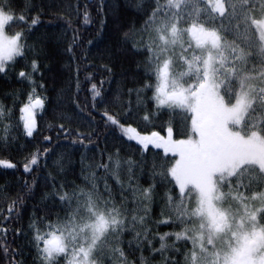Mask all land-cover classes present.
<instances>
[{"label": "snow or ice", "instance_id": "obj_1", "mask_svg": "<svg viewBox=\"0 0 264 264\" xmlns=\"http://www.w3.org/2000/svg\"><path fill=\"white\" fill-rule=\"evenodd\" d=\"M105 7L101 0L99 28L88 45L103 38L109 26ZM134 8L139 27L125 19L127 7H113L105 53L113 63L128 53L140 56L136 71L143 65L146 78L133 87L116 81L113 89L117 73L109 64L100 65L108 76L99 85L91 83L90 96L81 100L82 85L94 80V74L81 81L78 64L68 110L54 116L60 122L46 129H55L54 142L39 124L52 103L45 83L36 79L41 44L48 36L33 38V32L44 7L33 0L22 5L0 0V74L5 79L14 74L29 85L26 93L6 94L13 96L10 107L0 102V167L19 173L15 182L25 193L9 199L3 189L12 181L0 185V199L7 203L0 208L4 255L21 254L7 246L12 231L26 238L35 253L33 264H264V0H136ZM91 16L85 6L82 22L90 23ZM57 18L64 21L65 31L73 32L71 52L82 39L79 30L70 14ZM57 107H62L59 101ZM77 118L87 120L89 131L71 127ZM21 135L41 138L14 162L11 153L27 147L18 144ZM109 137L125 144L135 141L140 155L123 157L121 147L108 151ZM153 146L165 155L149 158ZM90 148L98 151L99 161L85 175L84 167H93L83 164ZM80 149L84 183L58 180L68 171L65 155ZM53 155L57 158L49 166ZM137 170L141 179L150 175L146 187L134 184ZM97 171L105 176L97 177ZM122 171L128 175L127 186ZM111 178L115 186L108 183ZM41 180L49 190L40 201L52 200L51 207L60 211L37 215L34 205L27 229L8 226L20 221ZM161 186V218L151 220ZM153 223L169 230L153 233ZM8 264L25 262L13 258Z\"/></svg>", "mask_w": 264, "mask_h": 264}, {"label": "trees", "instance_id": "obj_2", "mask_svg": "<svg viewBox=\"0 0 264 264\" xmlns=\"http://www.w3.org/2000/svg\"><path fill=\"white\" fill-rule=\"evenodd\" d=\"M23 0H16L17 5H22ZM33 2L37 6L44 7V15L41 16V23L36 27L35 32H33V38L39 36L41 33H47L48 38L44 40L41 44L43 47V52L39 56L40 60V72L36 73L37 81L43 80L46 85L47 91L46 95L51 98L52 103L48 105V111L39 118L40 130L43 135H52L53 141L55 142L57 137L55 136V129L52 132L46 131L49 123H59V120L54 119V116H57L60 111L68 110V105L70 103L73 92L75 91L76 84V76H77V65H80L79 78L81 81H85V76L88 73L94 74V80L85 81L82 85V90L79 93L81 100L86 95L90 94L87 92L91 83L100 84L102 77H107L108 73L103 71L99 66L103 64H109L110 67H113L114 71L117 73L115 81L112 83V88L116 87V81H124L126 87L138 86L139 81L145 79L143 73V65H140V70L136 71L137 64L141 60L140 56L133 55L131 53L121 55L115 62L109 60L108 56L105 53V48L109 43L110 29L112 26V12L113 7L117 5H123L128 8L127 15L125 19L129 24L135 21L136 26L139 27L141 23V18L136 16V11L134 5L136 0H105V13L109 18V26L105 29L103 38H96L95 42L92 45H88V41L92 40L96 37L97 29L99 28V16L97 15V8L101 2V0H33ZM68 4L73 5L71 9L67 7ZM87 6L88 10L92 13L91 22L83 23L82 13ZM77 7L79 9L80 15L77 14ZM19 10V9H18ZM63 14L64 16H71V18L75 21L73 27L79 30V34L81 36V40L77 43L76 47L73 48L71 52L68 51L69 45L72 43L73 32L71 29H66V25L63 20L58 19L57 17ZM13 30V29H10ZM87 56V59H83V57ZM74 57H76L74 59ZM31 54H29V59H31ZM23 61H20L16 65V69L19 70ZM85 65H91L89 67H85ZM41 73L43 74L41 76ZM127 74V79L125 80V75ZM29 85L26 81L22 82L16 78L14 74H12L11 79H5L3 74H0V102L7 106L12 105L13 96L6 95L7 93H12L15 90H24L26 93ZM109 85L105 83L103 85L104 89H107ZM151 95V93H149ZM23 97H21V100ZM62 104V107H57V102ZM103 107V105H101ZM17 111L15 116H19V105L16 106ZM99 119V117H97ZM190 119V118H189ZM67 125V121L64 122ZM71 127L74 129H78L82 132H87L90 129V125L87 120L77 118L72 124ZM12 134H16V130H13ZM40 135H37L36 140H31L30 138H26L23 135L20 136L18 144H26L27 147L23 151H13L11 153V157L13 161L21 159L26 152L31 151L32 145L37 143L40 139ZM61 141L64 140L63 135L59 138ZM95 140V137H93ZM135 141H131L128 144H125L123 141L114 139L113 137H109L107 141V150L113 151L115 147H121L122 152L121 155L123 157L131 156L135 153L136 156H139V149L135 147ZM104 144H101L103 147ZM43 147H50V145H43ZM63 151V144L61 148L57 149V154ZM84 152V149H80L76 151L71 157L65 155L64 163L65 167L68 171L61 176H59L58 180L65 181H74L76 184H83L84 180L81 176V153ZM159 155L164 156L162 150H157L155 147H152V150L148 153L149 158ZM169 157L172 154H167ZM56 155H53L49 159V166H51V160L56 159ZM69 160L71 161V167H69ZM99 161V153L96 149L90 148L87 152V156L83 161L84 165H93L92 168L84 167V174H90L94 171L95 162ZM43 163V162H41ZM49 170L51 168L49 167ZM7 171V175L5 176L3 173ZM19 173L13 172V170L8 169L5 170L0 167V185L4 183V180L7 179L12 181L11 185L3 189L4 192L8 194V198L16 196L17 194L25 195V193L21 189V185L15 182V177L18 176ZM35 175V173H33ZM43 175V173H41ZM97 177H104L105 174L103 171L96 172ZM31 180V177L28 178ZM121 179L125 182V186H127L128 175L126 171H122ZM151 182L150 175H145L144 178H139V170H137V176L134 178V184H139L140 186L146 187L147 184ZM50 183V182H49ZM99 183L103 186L104 180L100 179ZM109 184L114 185V178L108 180ZM48 187L45 186L43 180L36 186L34 195L31 199L26 200V208L24 210L23 216L20 218V221L14 222L10 221L9 225L12 228L19 227L21 224L24 225L25 229H27L28 218L29 215L34 211L33 206L37 210V215H43L46 210H50L51 212L60 211V209L51 207L54 203L52 200H48L47 202H41L40 198L42 193L48 191ZM117 198H119V189L116 188ZM157 195L154 201L153 209L150 214L151 220L160 219V213L163 208L164 201L160 198L164 192V187L161 186L156 190ZM125 195L131 198V194L125 192ZM58 203V202H56ZM129 208L134 207L133 204L127 205ZM7 203L0 199V208H6ZM151 228L153 233L156 231L165 232L169 229L167 227L161 226L157 229V226L153 223L151 224ZM131 238V234L129 236L124 237L125 240ZM7 246L10 250L19 249V255H15L13 257L12 252L9 251L7 256L4 255L3 252V244L4 241L0 240V264H8V261L11 259L21 260L23 259L25 264H33V259L35 257V253L30 249L27 245V240L23 236H18L14 232L9 231L6 237ZM158 246V241H157ZM139 255V253H137ZM145 256L148 255V252L145 251ZM129 259H132V256H129ZM155 260H159V256L154 257Z\"/></svg>", "mask_w": 264, "mask_h": 264}, {"label": "rangeland", "instance_id": "obj_3", "mask_svg": "<svg viewBox=\"0 0 264 264\" xmlns=\"http://www.w3.org/2000/svg\"><path fill=\"white\" fill-rule=\"evenodd\" d=\"M154 147V146H153Z\"/></svg>", "mask_w": 264, "mask_h": 264}]
</instances>
